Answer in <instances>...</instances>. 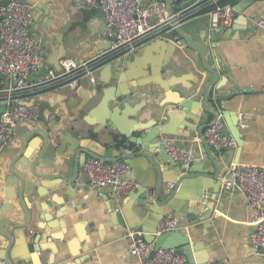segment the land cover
<instances>
[{
  "label": "crops",
  "instance_id": "crops-1",
  "mask_svg": "<svg viewBox=\"0 0 264 264\" xmlns=\"http://www.w3.org/2000/svg\"><path fill=\"white\" fill-rule=\"evenodd\" d=\"M22 1L33 7L32 33L44 50L39 77H45L52 70L59 71L61 62L67 58L83 63L110 50V41L104 35V15L99 10L86 11L74 5L72 0ZM140 1L150 4L155 0ZM218 2L219 0H194L195 5ZM233 8L234 21L230 27L212 29L209 13H203L182 24L181 28L191 35L205 29L215 34L211 56L212 68L217 72L218 79L213 86V98L220 100L215 106L220 112L219 116L223 118L224 126L228 121L239 133L236 148L222 154L212 150L223 156L227 163H232V166L239 162L240 166L264 168V30L257 25L264 18V0H234ZM189 57L195 59L193 67L187 66ZM117 73L127 75L128 78L125 84H120L122 93H129L133 86H140L143 91L138 99L130 102L132 106L167 103L171 119L167 118L165 124L171 125L172 131L178 136L164 138L198 152L200 159L194 162L195 171L212 170L208 153L203 148L202 141L197 142L199 136L194 131L205 123L213 122V118L201 114L200 110L197 116L200 117L199 122H192L181 116L180 113L184 111L177 109L172 103L181 100L190 89L196 90L198 94L195 99L201 100L206 84L213 77L203 69L199 56L179 41L176 32L146 44L127 59L104 66L95 73V82L83 79L76 90L63 88L33 96L28 102H50L58 110V114H51L50 117L58 122L57 128L61 130V134L72 132L75 135L76 126L95 129L97 117L88 116L85 111H81V103L92 96L91 91H95L97 85L117 84L114 78ZM152 91L157 92L156 96L151 94ZM147 120L150 117L145 119ZM39 127L43 128L42 125ZM35 128L33 124H18L10 147L0 156L1 209L5 207L7 211H14L19 223H23L25 219L19 201L20 183L9 169L24 143L27 146V157L38 152L35 147L43 141L39 135L33 136L30 133ZM189 132H193L190 137H182ZM127 149L131 151L130 154L141 151L137 145L123 139L120 151L126 153ZM141 160L143 158L135 159L132 176L138 184L154 185L155 178L151 181L155 174L154 168L150 164L139 163ZM81 171L84 175V167ZM39 172L57 173L52 169L41 168ZM173 177L169 175L166 179ZM42 182L33 181L40 190H44ZM29 185L32 186L31 183ZM163 185L167 190L171 183ZM63 186L65 187L59 191L44 190L46 194L50 192L44 198L37 196V193L33 196L24 194L26 202L30 206H38L37 212L42 216V219L33 221V225L25 231L26 235L20 232L13 244L16 255L25 259L24 264H47L51 253L34 252L33 240L30 238L34 236L38 226L44 228L49 225L52 226L53 239H48V242L59 250L57 256L51 255V262L55 264H139L137 258L129 253L126 234L133 231L143 236L145 232L139 231L138 227L152 230L161 217L153 215L142 204L140 193L136 194L137 189L129 195L115 197L110 188H95L91 182L85 184L81 179L77 189L65 183ZM209 196V191L206 190L202 199L204 204L199 207L200 212L206 210L211 201ZM181 197V201L199 198L193 187L183 189ZM64 203L77 211L72 210L67 217L54 219L55 212L59 210L58 204ZM182 203L191 205L194 202L185 200ZM118 212L123 213L125 226H121ZM60 213L59 211L57 214ZM171 216L184 223V229L180 232L189 236L191 245L196 249L193 254L197 264H264V254L255 251L250 243V235L254 231L252 212L240 191H224V197L219 195L209 220L188 224L181 214L172 213ZM52 218L54 220L46 224ZM2 243L4 246L6 241L2 240Z\"/></svg>",
  "mask_w": 264,
  "mask_h": 264
},
{
  "label": "water",
  "instance_id": "water-1",
  "mask_svg": "<svg viewBox=\"0 0 264 264\" xmlns=\"http://www.w3.org/2000/svg\"><path fill=\"white\" fill-rule=\"evenodd\" d=\"M169 7V14L173 16L176 12H182L195 3L194 0H164ZM9 1L0 2V6H6ZM179 41L186 45L191 51L195 52L200 60L203 69L208 72L213 79L209 81L204 90L201 100L195 99L197 91L194 89L187 90L185 95L181 97L177 103L174 104L177 109L184 111L180 113L186 119L192 122H199L200 113L213 118V122L205 123L197 128L194 133L201 138L202 146L208 153L212 170L204 172L195 171L193 169L194 162L189 165H183L175 162L166 151L167 141L164 137L178 136L172 131V126H166L167 118L171 119V115L166 108L167 103L161 105L153 103L146 105H134L131 101L138 99L143 91L140 86H133L129 93H122L120 86L128 81L127 75L117 73L114 77L117 84L112 86L97 85L95 91H91V97L88 100H83L81 103V111H85L88 116L97 117L98 123L95 124V129L89 130L83 126H76L74 128L75 135L72 132L60 133L57 128V121L51 118V114H58V110L51 106V103L44 100H36L26 102V105H37L39 107V121L33 123L35 131H31L33 136L39 135L42 138V144H38L31 156L27 157V146L25 143L22 145L19 152L14 156L10 172L17 178L20 183L19 188V201L24 212V222L19 223L17 217L14 216L15 212L1 209L0 200V261L5 264H24L25 259L19 258L14 252V242L22 232L26 235L25 231L33 225V221L42 219L41 214H38V209L35 204L30 206L24 197V194L33 196L37 193L39 197H46L54 189L59 191L65 186H72L74 189L78 187V181L85 184L91 182L89 175L86 173L81 174V169L84 167L87 159L93 158L103 163H116L125 161L133 168L136 158H143L139 163L150 164L155 174L152 175L151 181L155 178V184L144 185L139 184L136 194L140 193L142 204L148 207V210L154 215H160L159 222L156 228L152 230H145L143 227H138L139 231H144V240L147 243L155 245V250L158 249H175L184 254L190 264H197L193 252L194 246L191 245L190 238L187 234L181 232H168L157 236V228L159 223L166 218H169L172 213L181 214L183 219L188 224H194L199 221L209 220L215 210V202L218 200L219 195L224 197V191L221 189V181L223 177L231 170H235L239 162L232 166V163H227L223 156L217 155L203 137L204 132L212 125L215 124L220 112L215 106V103L220 101L218 98H213V86L218 79V74L212 68L211 48L215 44V34L210 30L205 29L198 33L188 34L183 31L181 27L176 29ZM194 60V61H193ZM195 59L189 57L187 66L193 67ZM0 80L5 81L6 87L9 86L11 80L4 75H0ZM156 91L151 94L156 96ZM199 102V105H198ZM5 104H0V114L5 109ZM176 109V110H177ZM224 118L227 116L223 114ZM150 120L145 121V119ZM55 121V122H54ZM180 122V121H179ZM42 125L43 128H40ZM18 127V126H17ZM15 129V132L17 130ZM53 127V128H51ZM227 121L224 126L223 135H231L237 141V132ZM193 132H189L182 137L188 138ZM136 134V135H134ZM70 136V137H69ZM123 139L129 140L131 143L141 148V151L133 154H126L120 151ZM240 145V143L238 142ZM60 158V159H59ZM54 170L57 173H44L39 172V169ZM173 175V178H168ZM232 177V176H231ZM32 182H30L31 180ZM42 182L41 187L44 190H49L48 194L44 190H40L37 184L33 181ZM57 181V183H54ZM32 184L30 186L29 184ZM139 183V182H138ZM163 183H171L174 185L172 189L166 190ZM54 186H52V185ZM59 187H61L59 189ZM186 187H193L197 190L198 199H185L193 204H183L181 201V192ZM209 191L210 202L207 204L206 210L199 211V207L204 204L202 199L205 197V191ZM222 193V194H221ZM69 198V197H67ZM183 199V198H182ZM70 200V199H68ZM181 203V204H180ZM36 206V207H35ZM51 207V205H50ZM59 210L55 212V218L67 217L70 211H77L72 209L66 204H58ZM60 214H57L58 212ZM118 218L121 226L126 223L123 220V213L118 212ZM51 220H47L46 224ZM38 230L32 236L33 250L36 253L42 254L50 252L47 264H55L51 262V255L59 253L57 246L48 242V239H53L51 236V228L37 227ZM2 240L6 241L3 246ZM58 240V239H56Z\"/></svg>",
  "mask_w": 264,
  "mask_h": 264
},
{
  "label": "built area",
  "instance_id": "built-area-1",
  "mask_svg": "<svg viewBox=\"0 0 264 264\" xmlns=\"http://www.w3.org/2000/svg\"><path fill=\"white\" fill-rule=\"evenodd\" d=\"M6 1H9L8 5L0 6V75L11 82L6 87L5 81L0 80V104L6 106L0 114V156L10 147L18 124L39 121V107L26 105L31 97L63 88L76 90L83 79L95 82L94 75L101 68L127 59L146 44L176 32L182 24L201 14L205 7L194 4L170 16L167 3L159 0L150 4H143L140 0H72L77 7L86 11L99 10L104 15V35L110 41V50L83 63L67 58L61 62L59 71L52 70L45 77H39L44 50L32 33L33 7L22 0H0ZM209 17L212 29L230 27L234 21V8L231 5L217 7L209 12ZM257 25L264 30V18ZM224 125L222 116H219L203 134L209 146L219 154L237 147L235 138L223 135ZM197 140L200 142L201 138ZM163 143L169 156L177 163L189 165L200 159L192 148L168 140ZM130 153L127 149L126 154ZM84 172L89 175L92 186L110 188L115 197L129 195L139 187L132 176V168L125 161L103 163L89 158ZM173 187V184L169 185V189ZM221 189H236L245 196L254 225L250 243L255 251L264 254V168L238 165L223 177ZM182 229L184 223L170 216L159 223L156 235ZM126 239L129 253L137 258L139 264H190L187 257L175 249L155 250V245L147 243L137 232L129 231Z\"/></svg>",
  "mask_w": 264,
  "mask_h": 264
},
{
  "label": "trees",
  "instance_id": "trees-1",
  "mask_svg": "<svg viewBox=\"0 0 264 264\" xmlns=\"http://www.w3.org/2000/svg\"><path fill=\"white\" fill-rule=\"evenodd\" d=\"M233 3H234V0H219V2L216 4L206 3L205 4L206 6L201 10V14L214 11L217 7H223L226 5H232L233 6Z\"/></svg>",
  "mask_w": 264,
  "mask_h": 264
}]
</instances>
